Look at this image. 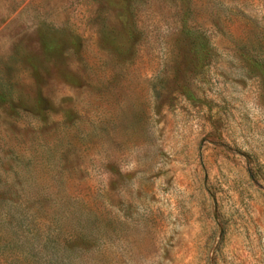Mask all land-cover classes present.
Here are the masks:
<instances>
[{"label": "rangeland", "instance_id": "obj_1", "mask_svg": "<svg viewBox=\"0 0 264 264\" xmlns=\"http://www.w3.org/2000/svg\"><path fill=\"white\" fill-rule=\"evenodd\" d=\"M0 264H264V0H0Z\"/></svg>", "mask_w": 264, "mask_h": 264}]
</instances>
